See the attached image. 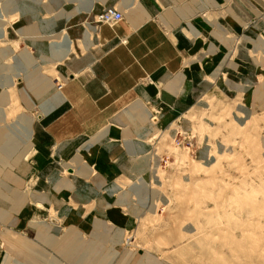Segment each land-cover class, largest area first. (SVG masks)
Instances as JSON below:
<instances>
[{
	"label": "rangeland",
	"instance_id": "obj_1",
	"mask_svg": "<svg viewBox=\"0 0 264 264\" xmlns=\"http://www.w3.org/2000/svg\"><path fill=\"white\" fill-rule=\"evenodd\" d=\"M66 1L76 6H55ZM78 1L0 0L4 95L13 82L7 122L28 115L26 74L39 79L47 75L53 87L63 91L54 71L64 65L61 53L72 48L66 28H81L91 40L101 27L89 29L100 10L113 6L121 12L119 21L125 15V0H119L122 7L118 0L98 7L92 0H81V5ZM183 1L150 3L162 9ZM186 2L211 23L212 35L199 37L211 42L212 55H206L211 76L205 77L206 85L197 89L193 103L169 111L163 124L155 125L149 118L143 144L146 170L116 178L115 185H103L93 193L76 173L77 160L55 152L50 167L34 170L31 151L25 160L34 172L22 176L19 186H8L21 188L23 196L30 191L47 193L48 199L36 200L37 207L31 202L24 207L21 199L0 197V205L16 214L10 221L0 214V264H264V0ZM197 5L206 7L205 14ZM27 17L30 23L23 22ZM191 25L187 30L196 35ZM48 29L51 35L44 34ZM3 94L0 130L7 99ZM145 106L135 111L151 114V119L167 110L165 105ZM57 177L64 185L55 184L54 189L61 188L55 192ZM91 219L95 224L106 219L105 231L99 225L90 229ZM74 242L79 249L75 256L55 249Z\"/></svg>",
	"mask_w": 264,
	"mask_h": 264
},
{
	"label": "crops",
	"instance_id": "obj_2",
	"mask_svg": "<svg viewBox=\"0 0 264 264\" xmlns=\"http://www.w3.org/2000/svg\"><path fill=\"white\" fill-rule=\"evenodd\" d=\"M92 1L96 7L115 4V0ZM200 1L211 4V0ZM122 2L126 7L122 20L113 27L101 25L91 40L81 28H66L72 48L61 53L64 65L54 71L62 79L63 91L54 88L53 78L47 75L39 79L34 77L36 74H26L23 93L28 101V115L7 122L6 108L12 100L8 88L13 82L7 88L6 103L1 106L4 129L0 130V197L6 194L21 199L24 207L33 203L37 207L36 200H47V193L30 191L23 196L21 188L8 185L19 186L22 176L26 173L29 176L36 167L44 170L50 167L55 152L63 159L77 160L76 173L82 175L84 188L89 192L95 193L106 184L115 185L116 178L141 174L147 167L143 144L149 135L148 122L152 115L147 117L146 112L143 115L135 110H140L139 105L144 109L147 104L165 105L167 110L163 114L153 116V123L161 125L169 111L174 112L180 104L193 103L197 89L206 85L205 77L211 76V59H206V55H212V47L210 39H199L200 34L212 35L211 23L206 18L199 16L186 0L164 5L162 9L150 0ZM62 5L76 6L67 1L55 3ZM117 5L122 7L119 0ZM197 8L205 14L206 7L197 5ZM23 22L31 20L27 17ZM187 24L196 35L187 30ZM89 29L96 31L93 25ZM48 32L52 30L44 34ZM48 51L52 50L48 48ZM2 94L1 89L0 100H4ZM33 104L37 105L36 109ZM173 117L171 114L167 122ZM31 151L29 160L37 164L34 170L25 160ZM59 179L53 181L55 192L61 190L54 189L56 185H64L62 178ZM0 214L7 219L4 221L16 216L2 205ZM91 221L93 230V225L104 231L103 223L108 226L106 219H97L96 224Z\"/></svg>",
	"mask_w": 264,
	"mask_h": 264
},
{
	"label": "built area",
	"instance_id": "obj_3",
	"mask_svg": "<svg viewBox=\"0 0 264 264\" xmlns=\"http://www.w3.org/2000/svg\"><path fill=\"white\" fill-rule=\"evenodd\" d=\"M121 19V12L113 6L105 7L100 10L95 16L92 17L91 24L93 28L99 27V25L111 26ZM59 87V85H57Z\"/></svg>",
	"mask_w": 264,
	"mask_h": 264
},
{
	"label": "bare ground",
	"instance_id": "obj_4",
	"mask_svg": "<svg viewBox=\"0 0 264 264\" xmlns=\"http://www.w3.org/2000/svg\"><path fill=\"white\" fill-rule=\"evenodd\" d=\"M41 230L42 231H44L45 232V230H44V228H41ZM40 235L41 236H43V237H45V239H47V234H43V233H40ZM67 238H69V237H67ZM65 240V239H64ZM62 242V241H61ZM52 243H54V242H52ZM58 243V242H57ZM78 243L77 242H74V244L72 245V246H70V247H68V245L66 244V245H64V243L63 244H57L56 246H55V249H59L60 251H61V253L64 255V254H66V255H70V256H75L77 253H78V251H79V249H77V247H78V245H77ZM82 247H84L85 249H88V250H90V247L89 246H84L83 244L81 245ZM53 247V246H52ZM81 247V248H82ZM26 249V248H25ZM84 249V250H85ZM87 250V251H88ZM83 251V250H82ZM84 252H86V250L84 251ZM25 253V252H24ZM82 253V252H81ZM24 255V254H23ZM22 256V255H21ZM25 256V255H24ZM69 256V257H70ZM105 258V257H104ZM16 262V261H15ZM30 262V261H29ZM15 264H20L19 262H16Z\"/></svg>",
	"mask_w": 264,
	"mask_h": 264
},
{
	"label": "water",
	"instance_id": "obj_5",
	"mask_svg": "<svg viewBox=\"0 0 264 264\" xmlns=\"http://www.w3.org/2000/svg\"><path fill=\"white\" fill-rule=\"evenodd\" d=\"M154 120H155V118H152V119H151V121H154Z\"/></svg>",
	"mask_w": 264,
	"mask_h": 264
}]
</instances>
